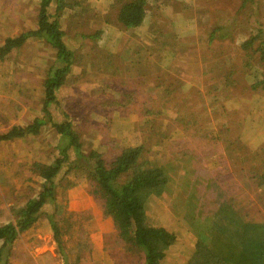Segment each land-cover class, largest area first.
I'll return each instance as SVG.
<instances>
[{
  "label": "rangeland",
  "instance_id": "obj_1",
  "mask_svg": "<svg viewBox=\"0 0 264 264\" xmlns=\"http://www.w3.org/2000/svg\"><path fill=\"white\" fill-rule=\"evenodd\" d=\"M67 1L66 13L61 12L55 20L64 43L74 51V63L58 90V102L47 99L44 108L22 116L20 111L12 121L26 123L25 118L32 121L34 113L44 112L43 135L39 139L26 135L0 144V224L17 221L18 209L41 189L33 163L50 161L62 145L63 134L51 119H65L66 113L70 126L81 132L84 146L100 149L107 159L121 154L123 147L141 149L142 160L157 161L174 158L184 149L194 151L223 181L238 214L264 221V90L250 85L254 72L261 74L264 69L258 66L263 65L259 57L241 45L248 31L264 23V0H148L146 11L156 23L150 26L146 18L128 34H123L118 17L122 3L128 0ZM14 2L8 1V8L0 11L4 35L24 28L25 32L39 30L44 36L46 32L40 30L41 0ZM56 2L51 0L47 6L51 18L58 10ZM243 3L246 10L238 12ZM197 4L203 9L198 16L193 8ZM253 13L258 16L250 17ZM181 16L184 27L179 24ZM216 25L223 27L217 32ZM161 28L180 31L161 51L164 59L156 56L161 53L160 40L154 41L155 35H163ZM28 43L26 60L34 65L29 76L34 88L22 95L32 101L42 92L47 70L51 69L54 77L59 59L58 49ZM249 63L256 64L254 71H247ZM128 92L133 94L130 99ZM3 97L0 111L5 116L21 105L11 106ZM122 103L126 105L122 107ZM158 109L162 112L145 116ZM8 123L11 121L0 120V129ZM91 189L88 177L66 176L54 190L61 204L58 230L48 216H41L19 231L7 264H64L65 258L76 264L81 250L94 261L110 257L113 262L96 264H120L116 259L124 254V241L117 239L114 221L103 216L102 201L95 199ZM82 238L93 243L94 250L80 248Z\"/></svg>",
  "mask_w": 264,
  "mask_h": 264
},
{
  "label": "trees",
  "instance_id": "obj_2",
  "mask_svg": "<svg viewBox=\"0 0 264 264\" xmlns=\"http://www.w3.org/2000/svg\"><path fill=\"white\" fill-rule=\"evenodd\" d=\"M42 3L40 30L46 32L44 36L58 49L59 59L54 77L46 81V91L48 102H58V90L66 80L75 57L74 51L64 43L63 31L55 20L59 15L51 18L47 12L51 0H42ZM56 3L58 14L66 13L68 1L57 0ZM122 4L118 17L124 26L123 34H128L131 27L145 22L148 0H128ZM244 5L239 7L238 12L246 10ZM255 9L253 6L252 11ZM150 23L153 25L156 20ZM217 27L222 29L223 26ZM161 29L163 35L154 34V41L159 39L162 44L158 48L159 52L164 46H170L175 37L173 30ZM215 31L218 32L217 29ZM38 32L30 30L20 36L7 38L5 47H0V59L6 58L15 46L24 44ZM262 32L264 27H257L241 45L253 56L259 57L263 65L258 66L264 69ZM96 35L98 38L102 36ZM158 55L160 59L165 58L163 52L156 53ZM255 65L247 64V71H254ZM260 72H254L250 85L254 89L264 90V71L261 69ZM132 95L128 92L126 97L130 99ZM130 104L129 101L127 105ZM125 105L121 104L122 107ZM152 111L146 112L145 116L162 112L161 109ZM66 117L70 115L66 113ZM67 118L51 119L52 125L63 134L58 154L56 152L54 157H50V161L37 160L33 163L41 189L18 209L17 221L0 224V264L8 263L11 247L19 231L32 226L41 216H48L55 230H58L61 204L55 196V187L66 176L72 178L79 175L90 179L91 193L96 200L102 201L103 216L112 218L117 239L124 241V254L117 255L116 259L120 264H264V221H254L239 215L238 207L230 198L223 181L196 157L194 151L184 149L178 151L174 158L157 161L142 160L141 149L123 147L121 154L107 159L96 147L86 152L80 132L70 126ZM33 121L25 126L17 125L11 130L0 131V140L38 134L40 125L46 121L42 118ZM258 175L256 172L255 177ZM85 247L91 250L95 248L93 243L87 242V238H82L80 248ZM60 249L67 256L61 244ZM106 261L112 262V259L94 261L81 250L76 264ZM64 264L71 263L65 258Z\"/></svg>",
  "mask_w": 264,
  "mask_h": 264
},
{
  "label": "crops",
  "instance_id": "obj_3",
  "mask_svg": "<svg viewBox=\"0 0 264 264\" xmlns=\"http://www.w3.org/2000/svg\"><path fill=\"white\" fill-rule=\"evenodd\" d=\"M8 1L11 2L12 4H15L14 0H0V11L2 13H3V11L5 9L8 8ZM41 2H42V0H41ZM207 4L208 3H206L204 5V8L207 7ZM188 7L191 8L190 5H188ZM201 7L202 6H200L199 4H197L196 6L193 7L194 10H197V13H198L197 16L201 15V12L203 11V9H201ZM212 9H216V7L212 6ZM7 12H9V11L7 10ZM53 14L55 16L60 15V14H58L57 9L53 11ZM254 15H257V14L253 13L252 16H254ZM252 16H250V17H252ZM153 19H154V16L152 14H150L149 11H148L147 12V24L152 26L150 21L153 20ZM1 22H2V19H0V23ZM249 22L252 24V19ZM179 24H180L181 27L185 26V22H184L183 16H181L179 18ZM217 26H219V25H216L215 29L220 31L221 28H219ZM260 26L264 27V23H261ZM255 29H257V27L252 29V30H250V31H248L246 33L248 35V37L250 35H252V33L255 31ZM21 31H19L18 33H15V34H10L9 36H5L4 35L5 34L4 30L2 28H0V47H5L7 38H9V37H17V36H20L23 33H26L24 31V28ZM178 34H180V31L177 32V34L176 33L173 34V36H175L177 38ZM263 34H264V32H262V36H263ZM220 38L223 39V40L225 39L224 35H221ZM263 38H264V36H263ZM32 41H34L37 46H43L44 48H46V46H48L52 50H55V48H56L47 40V38L45 36L40 35L39 32L36 35L30 36V38L28 39V42L30 43ZM26 43H27V41L24 44H21L20 46H15L13 48V50L6 55V58L4 57V58L0 59V96H2L4 94L6 96V99H5V97H3V99L5 100V102L10 103L11 106L16 105L17 103H21V105L16 106L11 111V113L10 114H6V116H5V114L3 115L2 112L0 113V120H5V122H7V120L11 121V123H8L5 127L0 129L1 132H3L2 130H4V131L11 130L17 125L18 126L27 125L31 121L30 120L31 117H30L29 120H28V117L25 118V120L27 121L26 123L14 124L15 122H12V121H13V119L17 118L18 113L20 111H22V113H21V116H22L23 113H26V112L29 113V112H31L34 109H39L40 107L44 108L45 102L48 99V95H47V91H46V83H44V80L42 81V92H41V94L38 93V95H37L38 99L37 100L30 101V100H27L26 97L22 95L23 93L26 94L27 91H29L30 88H32V87L34 88V86L32 85V81L30 80V77H29L31 75L30 69L34 65L33 66L30 65L27 62V60H26V57H27L26 53L28 51L27 50L28 45H26ZM43 65L45 66V62L43 63ZM47 66L45 67L46 70L49 67V66L48 67ZM45 68L42 69L43 72H45ZM46 73L49 74L48 78H50L52 76L53 71L50 69V70H47ZM44 79H45V77H44ZM37 91H39V89H37ZM9 97H11V98H9ZM23 102H25L26 105H24ZM31 102H35L34 105H31L30 104ZM44 114H45L44 112H42L40 114L39 113H34L33 120L35 118L45 119V115ZM33 120L31 121V123L34 122ZM60 120H62V119H60ZM2 124H3V122L1 123V125ZM43 124L40 125V128L43 126ZM43 129L44 128L39 129L38 130L39 131L38 134L30 133V134H27V135H35V137H37V139H39L43 135L42 134ZM79 134L81 135V132ZM19 137L20 136H16V137H14L12 139H6V140H13V139L19 138ZM61 139H63V137ZM2 141L3 140H0V144L2 143ZM83 143H84V140H83ZM60 146L61 145H59L57 147V154H58V151H60L59 150L61 148ZM84 149L86 150V152H88L90 150V149H87L85 146H84ZM72 150H73V148H72ZM96 247H98V246H96Z\"/></svg>",
  "mask_w": 264,
  "mask_h": 264
}]
</instances>
